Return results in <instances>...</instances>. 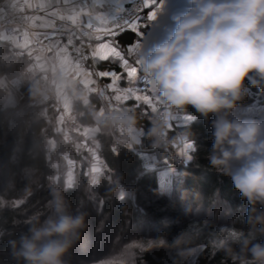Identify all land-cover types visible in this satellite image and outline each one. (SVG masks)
I'll use <instances>...</instances> for the list:
<instances>
[{"label":"trees","instance_id":"obj_1","mask_svg":"<svg viewBox=\"0 0 264 264\" xmlns=\"http://www.w3.org/2000/svg\"><path fill=\"white\" fill-rule=\"evenodd\" d=\"M167 28L164 24L147 25L139 40L151 46L163 39L159 35H166ZM127 36V41L132 43L134 35ZM9 42L0 38V76L21 77L18 87L21 100L10 104L0 88V264H23L14 258L9 242L26 233L29 222L50 214L53 189L63 193L72 214H87V227L65 255V264H74L70 259L73 257L88 261L108 254V246L116 235L130 243L134 240L130 230L163 239L170 250L168 257L164 254L159 258L147 247L139 252L136 264H185L197 248L200 250L195 264H242L246 258L241 251L243 239L252 236L247 223L249 205L240 198L230 179L208 162L212 143L210 122L191 108L178 109L190 116V122L168 131L169 144L154 147V139L149 136L151 122L156 118L152 108L145 113L146 106L136 107L134 100L123 103L124 112L137 116L136 127L143 149L168 157L177 170L171 192L167 194L159 187L157 170L146 167L144 158L127 146L129 138L127 142L118 141L119 128L113 130L95 119L102 111L96 93L84 85L72 86L71 114L76 116L79 127H99L94 136L95 152L103 173L97 182L90 180V160L95 152L87 148L88 140L84 146L78 145L84 135L70 128L76 157L73 181L67 184L70 167L67 158L59 156V152L69 144L61 128L55 93L33 71V61L16 55L15 47ZM107 65L119 73L122 71L117 61L102 64ZM125 81L123 76L122 84ZM41 89L48 92L45 100H40ZM255 99L264 104V88L246 82L245 95L238 106H247ZM231 117L242 118L233 112ZM178 134L189 143L196 141L197 151L192 153L191 161L175 159L180 147ZM50 137L57 143L51 150ZM257 238L264 240L259 235Z\"/></svg>","mask_w":264,"mask_h":264},{"label":"clouds","instance_id":"obj_2","mask_svg":"<svg viewBox=\"0 0 264 264\" xmlns=\"http://www.w3.org/2000/svg\"><path fill=\"white\" fill-rule=\"evenodd\" d=\"M170 19L165 37L140 56V71L170 108H191L210 122L208 162L249 205L252 236L243 239L242 264H264V240L257 238L264 237V119L231 117L246 82L264 88V0H186ZM137 122L127 112L101 121L129 132ZM169 130L162 113L152 120L149 136L157 145L167 143ZM49 204V215L29 222L27 232L9 242L23 264H65L87 227V214H72L59 189L52 190Z\"/></svg>","mask_w":264,"mask_h":264},{"label":"built area","instance_id":"obj_3","mask_svg":"<svg viewBox=\"0 0 264 264\" xmlns=\"http://www.w3.org/2000/svg\"><path fill=\"white\" fill-rule=\"evenodd\" d=\"M90 0H67L64 5L79 7L82 10L88 8ZM152 0H131L115 11L111 17L110 23L106 27H102L95 22H85L82 20L72 21L65 18H59L55 14V9L60 5L51 4L45 6L42 3H30L27 0H0V33L4 34L15 47V53L18 56H27L33 61V65H37L43 59H50L52 49L59 58H65L68 62V69L65 73L55 71L51 73L47 83L54 91L57 106L60 108V118L71 114L73 105L70 88L72 86H86L90 91L96 93L100 108L105 115L114 113H123L124 105L118 97L123 91L119 86V78H113L112 84L117 90H113L110 81L106 82L104 76L94 65L96 52L94 44L117 43L120 36L125 32V28L141 18L142 10L147 7ZM185 3L171 2L169 5L160 8L162 11V22L166 26L171 24V15L185 8ZM157 8L159 6L157 5ZM50 21L54 24L57 31V39L54 46L44 41L40 36L29 40L32 33L31 24L39 25L36 17ZM123 32L119 35V33ZM139 41L134 44L137 47ZM129 74L135 78L136 87L140 89V99L142 105H150L156 117L162 113L167 114L169 129H175L177 126L183 125V121L188 119L189 115L170 108L166 103L160 101L159 95L151 88L150 82L144 77L142 72H130ZM89 81V84H86ZM146 90V94L144 92ZM125 92V91H124ZM152 99L157 102L153 103ZM61 125H63L61 123ZM114 127V126H113ZM113 127H111L113 129ZM138 128L132 132L125 129V133L129 137L127 146L138 153L143 150L141 138L137 135ZM180 147L177 152L176 160H185L184 151L186 139L180 135ZM137 144V145H136ZM158 146L155 143L156 147ZM101 163V161H100Z\"/></svg>","mask_w":264,"mask_h":264},{"label":"rangeland","instance_id":"obj_4","mask_svg":"<svg viewBox=\"0 0 264 264\" xmlns=\"http://www.w3.org/2000/svg\"><path fill=\"white\" fill-rule=\"evenodd\" d=\"M171 2L175 3H184L186 4V0H171ZM157 21L159 24L163 25L162 22V16L156 17ZM2 39H5L3 35H0ZM165 35H159L160 38H164ZM11 46L13 47V44L9 42ZM144 47H146V44L144 43ZM150 47V45H148ZM146 51V49H143V52ZM143 52H140L139 54L136 53V58H133L134 56L131 53H128L126 56H128L131 60V62L136 63L137 66H139V58L143 54ZM19 75H8V76H0V88L1 90L5 93V95L9 99V103H18L21 100V93L18 90L19 87V80H20ZM40 78L44 80V82L47 80L40 75ZM137 87L134 85L132 88V93L137 91ZM40 100H45L48 97V92L45 91V89H41L40 91ZM157 102L156 99L153 100V103ZM233 113L237 116H240L242 118L244 117H251L255 119H264V104L261 103V101H258V99H255L251 104L247 106H237L236 110L233 111ZM104 118L103 111H99L95 119L98 122H101ZM191 120L186 119L182 123L187 124ZM60 123L63 125L61 126L62 129H64V138L66 142L69 144L67 147H65L61 152H59V156L62 158H67V167L69 168L66 180L67 184H71L73 181V174H72V167H73V162L76 157V149H74V144L72 143V137L69 134V129L71 128L75 132H79L84 135V138L82 139V142L80 141L78 145L84 146V144L88 140V147L92 152H95L97 142L94 139L95 134L99 130V127L97 125L93 126H80L78 125L76 116L73 114L68 115V116H63L62 120L60 118ZM114 128V127H113ZM114 130V129H113ZM120 135L116 136V139L121 142H127V139L129 138L127 134L125 133L124 128H119ZM137 135L138 137L141 138L140 131L137 130ZM171 140V139H170ZM169 141V139H168ZM188 141H186L187 143ZM164 145L169 144L163 143ZM176 142L174 146V149L176 148ZM188 144H190L188 142ZM57 146L56 140L54 137H50L48 140V147L49 149H55ZM86 146V145H85ZM142 146V145H141ZM143 148V147H142ZM140 156L144 158V162L146 167L148 168H155L157 170L158 174V179H159V187L160 189L167 193L170 194L171 188H172V179L173 177L177 174V170L174 167L173 163L170 161L168 157H163L160 154H156L152 151H147V150H142L139 152ZM177 156V155H176ZM162 157V158H161ZM177 157H175L176 159ZM170 161V162H169ZM90 168H89V176L90 180L93 182H97L100 178V176L103 173V169L100 163L99 158L96 155V152L94 153V157H92V161L90 160ZM168 222V220H167ZM131 231V235L134 237V240L131 241L130 243H125L119 238V235H116L113 237V243L110 246L109 243L106 245L108 246L109 253L99 257L98 259H91L88 261L81 260L76 257V259L70 258L74 264H136V261L138 259V254L140 251H143L145 248L149 247L147 242H150L152 244L151 248L157 257H162L164 254L168 257L169 256V247L166 244V242L163 241V239H159L154 236H145V234L141 231ZM161 242L162 245H161ZM200 250V248H197L193 250L188 258V260L185 262V264H195V258L197 252ZM167 262V261H165ZM165 264H169L165 263Z\"/></svg>","mask_w":264,"mask_h":264},{"label":"crops","instance_id":"obj_5","mask_svg":"<svg viewBox=\"0 0 264 264\" xmlns=\"http://www.w3.org/2000/svg\"><path fill=\"white\" fill-rule=\"evenodd\" d=\"M30 3H42L46 7L51 4H58L60 5L58 8L55 9V14L59 18H65L72 21H78L82 20L85 22H95L100 24L102 27H106L111 20V17L115 11H117L119 8L123 7L127 3H129L131 0H90L88 2V8L86 10H82L79 7L72 8L71 6H66L64 3L67 0H27ZM171 3V0H164L163 7L169 5ZM185 3V2H184ZM158 16H162V11L160 10V7L155 9V19H147V17L144 18V27H140L137 24V21L140 20V18L136 21H134L129 28H132L133 31H126L127 34H133L134 39L133 42L135 43L139 41V44L137 47H134L135 43H129L127 41V34L125 33L123 37H121L117 43H105L100 42L94 44V49L96 52V58L94 65L98 68L99 72L104 76V79L106 82H109L111 77V80L115 77L119 78V86L124 92H131L132 93V86L131 82L135 81V78L132 75H128L125 77L127 80V83L122 84L123 76L118 75L119 72H117L116 69L106 66L103 67L102 64H110L112 62H118L121 65V68H124L126 72H129L130 69L133 67L136 71L141 72L140 68L137 66L136 63H129V58L126 56L128 53H131L136 58V53L143 52V49L148 48V44H146V47H144V43H142L139 38H141L143 34V29L147 25L152 26H163L158 23L157 18ZM36 20L39 21V25L36 27L33 26V24L30 25L32 28V33L29 37L30 41L31 39L40 36L44 41L48 42L50 46H54L56 43V37H57V31L53 23L50 21H47L43 19L42 17L37 16ZM140 27V31L136 34L137 28ZM157 34L156 32H154ZM0 35H3L5 39L8 40V38L0 33ZM158 35V34H157ZM1 38V37H0ZM128 45H131V47H127ZM34 64V63H33ZM68 69V62L65 58H59V56L55 53V48L52 49L50 59H43L35 66L33 65V71L37 74H40L43 76L47 81L49 77L51 76L52 72L55 71H61V73H65ZM86 84H89V81H86ZM136 86V85H135ZM122 94V93H121ZM119 94V95H121ZM133 95L137 94V91L132 93ZM142 95V93H140ZM154 99H152L153 102Z\"/></svg>","mask_w":264,"mask_h":264},{"label":"snow or ice","instance_id":"obj_6","mask_svg":"<svg viewBox=\"0 0 264 264\" xmlns=\"http://www.w3.org/2000/svg\"><path fill=\"white\" fill-rule=\"evenodd\" d=\"M163 2H164V0H152V2L142 10L141 18H140V20L137 21V24L140 27H144V25H145L144 24V18L145 17H147V19H155V9H156L157 5L160 8H163ZM140 27H138L136 32H134V33L137 34L140 31ZM125 31H133V29L132 28H125ZM122 33L123 32L119 33V35ZM133 43H135V41ZM127 47L130 48L131 45H128ZM126 59H129V63H131L130 58L126 57ZM121 70L122 71L118 75L125 76V77H127L129 75V72H126L124 68H122ZM129 71L135 72V68L133 67ZM109 79H110V86L113 88L114 91L117 90L115 85L112 84L111 77H109ZM125 82L127 83V80ZM144 92L146 94V90H144ZM140 93H141V91L139 88L137 89V94H135V95H133L131 92H122V94L118 97V99L120 100L121 103H124V102L129 101V100H134L136 102V104H135L136 107H140V105L143 103V101L139 98ZM145 106L146 107L144 108V112L147 113L151 106L150 105H145ZM188 119H190V116L188 117ZM196 151H197L196 141L193 139L190 142V144L185 146V151H184L185 158L188 161H191L193 159L192 153H195ZM147 243H148L149 247L152 246V244L150 242H147ZM162 243L163 242H161V245H162ZM205 248H206V245H205Z\"/></svg>","mask_w":264,"mask_h":264}]
</instances>
